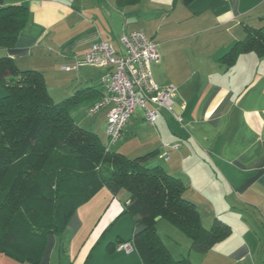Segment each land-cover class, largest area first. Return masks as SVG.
<instances>
[{
	"label": "crops",
	"instance_id": "crops-1",
	"mask_svg": "<svg viewBox=\"0 0 264 264\" xmlns=\"http://www.w3.org/2000/svg\"><path fill=\"white\" fill-rule=\"evenodd\" d=\"M14 5L29 9V21L15 46L0 48V58L42 73L54 101L93 89L83 112L74 114L77 122H84L81 113L87 115L92 97L104 94L109 72L64 67H74L101 40L121 48L124 34L142 32L160 44L153 78L178 89L175 110L184 123L161 111L150 126L138 108L114 151L129 158L156 152V163L185 182L184 197L197 206L205 227L220 221L230 228L202 254L180 230L159 221V235L162 228L173 236V247L166 246L175 259L264 264V53L236 49L249 32L264 36V0H0V9ZM156 24L161 31L154 34ZM7 93L0 84V98ZM97 116L106 127V112ZM128 201L126 191L102 188L78 209L62 240L49 235L38 264H144L133 241L134 218L125 213ZM125 242L132 252L117 250ZM180 242L185 248H177ZM0 264L32 263L0 254Z\"/></svg>",
	"mask_w": 264,
	"mask_h": 264
},
{
	"label": "trees",
	"instance_id": "trees-1",
	"mask_svg": "<svg viewBox=\"0 0 264 264\" xmlns=\"http://www.w3.org/2000/svg\"><path fill=\"white\" fill-rule=\"evenodd\" d=\"M191 1L184 0L187 4ZM29 16V9L22 5L0 9V48L15 46ZM236 49L262 54L264 36L249 32ZM0 84L8 91L0 98V176L15 174V179L7 178L1 188L0 254L38 264L49 235L62 240L78 209L102 188L114 195L122 190L129 194L125 213L134 218L133 241L144 264H192L188 258L173 257L159 235V221L180 230L190 239L191 249L202 254L230 234V228L220 221L205 227L197 206L184 197L185 182L156 163V152L129 158L107 150L99 135L79 125L74 114L89 94L95 95L93 89L56 102L42 73L21 71L10 57L0 58ZM102 96H93L97 99L92 104ZM44 146L48 150L51 147V155L44 160L43 178L32 161L43 155ZM64 161L72 163L71 169ZM12 191L20 201L13 217L28 221L31 228L6 218L12 212L7 205ZM34 201L47 205L52 212L37 211L31 205Z\"/></svg>",
	"mask_w": 264,
	"mask_h": 264
},
{
	"label": "built area",
	"instance_id": "built-area-1",
	"mask_svg": "<svg viewBox=\"0 0 264 264\" xmlns=\"http://www.w3.org/2000/svg\"><path fill=\"white\" fill-rule=\"evenodd\" d=\"M121 48L99 41L95 43L74 67L96 66L108 69L105 91L101 99L88 110L89 117L106 112L107 150L119 143L125 135L127 125L137 109L144 111L146 122L155 126L161 111L167 112L180 124L184 116L175 110L178 89L169 85L162 87L153 78L152 66L160 62V44L142 32L124 34L120 38ZM165 148L177 150V144H165ZM168 160L167 153L163 157ZM118 251L130 253L134 250L131 242L117 246Z\"/></svg>",
	"mask_w": 264,
	"mask_h": 264
},
{
	"label": "rangeland",
	"instance_id": "rangeland-1",
	"mask_svg": "<svg viewBox=\"0 0 264 264\" xmlns=\"http://www.w3.org/2000/svg\"><path fill=\"white\" fill-rule=\"evenodd\" d=\"M161 30L159 28V26L156 24L154 26H151L150 28V32H153L154 34H157L159 33ZM162 42V40H160ZM62 95H65V94H62ZM66 99V98H64ZM64 99H61V100H56L57 102L59 101H63ZM87 104H84L83 106L80 107V109L78 110V112H83V108L86 107ZM84 115V122H80V120H78L79 122V125L87 130H90V131H93L94 133H96L97 135H99V137L105 141V143H107V140H108V136H107V133H106V127H105V124L103 122V120H100L99 117H89L88 115H85V113H81ZM87 116V117H86ZM83 117V116H82ZM83 119V118H82ZM120 144V143H119ZM119 145H114L111 150H115L116 148H118ZM48 148V146H47ZM46 148V146H44V149L41 151L43 155H38L37 157H40V158H35V160L32 161V165L35 166L36 170L38 171L37 174H41V176L44 178V171L46 170L45 168H43V164H44V160H46L48 158V156H50V150H51V147H49V150ZM43 156V157H41ZM134 159V158H132ZM65 164L70 168L71 164H69V162L67 161H64ZM71 169V168H70ZM76 173H74V176H75ZM9 178L11 180L15 179V174L14 173H2V175L0 176V194H1V188H2V184H4L6 182V179ZM4 187V186H3ZM9 191L8 188H6V192ZM71 192H75L74 189H71L70 190ZM123 191V190H122ZM10 194V193H9ZM17 192L16 191H12L11 194H10V199L7 203V205L9 206L10 210L9 211H12L11 214H9L6 218L10 217L11 219V222H15V223H18L20 226H23L24 228L28 229V228H31L30 227V223L28 221H24L21 220V218H16V217H13L15 214H17L18 212V209L20 207V201L17 199ZM2 198V197H1ZM32 207H34V209H36L37 211H40V212H47V213H51L52 212V209L49 208L47 205L45 204H41L37 201H34L31 203ZM8 211V212H9ZM7 214V213H6ZM164 224H166V226H171L170 223H168L167 221H164ZM169 228V227H168ZM160 235L161 237L163 238V240L165 241V245H169L171 247H173V244H171V242L168 240L169 238H173V236L171 234H169L168 232L162 230H160ZM174 243V242H173ZM182 245H178L177 248L178 249H182V248H185V244L180 242ZM175 245V244H174ZM166 246V247H167ZM176 247V246H175ZM180 251V250H179Z\"/></svg>",
	"mask_w": 264,
	"mask_h": 264
}]
</instances>
